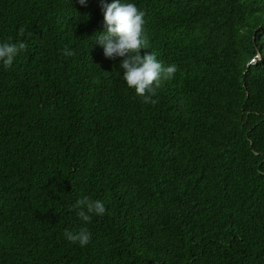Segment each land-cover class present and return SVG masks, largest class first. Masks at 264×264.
Listing matches in <instances>:
<instances>
[{"label":"trees","instance_id":"16d2710c","mask_svg":"<svg viewBox=\"0 0 264 264\" xmlns=\"http://www.w3.org/2000/svg\"><path fill=\"white\" fill-rule=\"evenodd\" d=\"M112 2L0 0V264H264V0H121L178 67L155 105L95 39Z\"/></svg>","mask_w":264,"mask_h":264},{"label":"clouds","instance_id":"9594fccd","mask_svg":"<svg viewBox=\"0 0 264 264\" xmlns=\"http://www.w3.org/2000/svg\"><path fill=\"white\" fill-rule=\"evenodd\" d=\"M81 5L85 0H79ZM103 30L95 37L97 43L103 47L106 58H122L120 67L123 69V78L130 88L135 90L143 103L155 105L158 100V90L165 81L174 77L178 71L175 64L164 66L156 58L154 52L141 55V49L149 48V39L145 29L146 13L134 3H122L121 0H113L112 3L102 4ZM25 29H19V35L24 36ZM30 35V33H28ZM8 41L0 42V64L4 69H9L16 56L28 50V44L24 41L18 43ZM65 57L75 55L74 51L65 46L60 50ZM76 210L77 216L84 222H90L93 215L103 216L106 212L105 205L101 200H94L85 195L77 199L71 206ZM64 237L80 246L87 245L91 240V233L87 228L78 231L65 229Z\"/></svg>","mask_w":264,"mask_h":264},{"label":"water","instance_id":"95a60500","mask_svg":"<svg viewBox=\"0 0 264 264\" xmlns=\"http://www.w3.org/2000/svg\"><path fill=\"white\" fill-rule=\"evenodd\" d=\"M258 56H259V54H257V57H258ZM257 57H256V58H257ZM256 58H254L252 61L255 62V61H256Z\"/></svg>","mask_w":264,"mask_h":264}]
</instances>
